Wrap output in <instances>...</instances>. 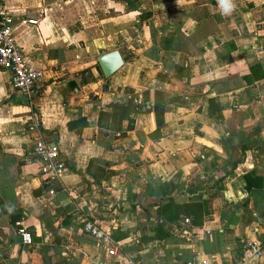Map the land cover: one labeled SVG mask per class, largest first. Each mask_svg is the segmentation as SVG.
Listing matches in <instances>:
<instances>
[{
  "label": "crops",
  "instance_id": "1",
  "mask_svg": "<svg viewBox=\"0 0 264 264\" xmlns=\"http://www.w3.org/2000/svg\"><path fill=\"white\" fill-rule=\"evenodd\" d=\"M2 2L44 79L26 101L0 71V264H233L255 241L247 264H264V0ZM116 105L131 109L119 132ZM32 122L60 147L54 183Z\"/></svg>",
  "mask_w": 264,
  "mask_h": 264
},
{
  "label": "built area",
  "instance_id": "2",
  "mask_svg": "<svg viewBox=\"0 0 264 264\" xmlns=\"http://www.w3.org/2000/svg\"><path fill=\"white\" fill-rule=\"evenodd\" d=\"M13 28L14 18L8 14L0 0V71L9 74L13 89L20 94L21 98L30 101L36 95L37 86L44 79V72L26 67L23 52L13 37ZM38 126L37 123L32 122L28 127V132L35 135L32 142L33 162L40 166L41 183L51 184L60 180L67 169L60 157L58 144L45 139ZM53 195L52 192L51 196ZM80 220L82 231L99 245L107 247L112 243L111 232L103 230L86 218L81 217ZM19 237L22 244L32 245V237L27 228L19 229ZM262 251L258 242H251L244 248L240 259L233 264H247L250 260L258 257ZM109 254L114 256L115 252L112 250L109 251Z\"/></svg>",
  "mask_w": 264,
  "mask_h": 264
},
{
  "label": "water",
  "instance_id": "3",
  "mask_svg": "<svg viewBox=\"0 0 264 264\" xmlns=\"http://www.w3.org/2000/svg\"><path fill=\"white\" fill-rule=\"evenodd\" d=\"M97 64L102 77L108 80L123 68L124 60L120 52L113 51L99 56ZM82 81V77L77 78L78 83Z\"/></svg>",
  "mask_w": 264,
  "mask_h": 264
},
{
  "label": "trees",
  "instance_id": "4",
  "mask_svg": "<svg viewBox=\"0 0 264 264\" xmlns=\"http://www.w3.org/2000/svg\"><path fill=\"white\" fill-rule=\"evenodd\" d=\"M113 113L109 115L111 118V125L108 128H111L115 132H119L122 127V123L129 118L131 109L125 105H116L112 107ZM105 117V115H103ZM160 117H162V112L157 109L156 111V120L157 124L160 125ZM69 129L73 130V124L69 125Z\"/></svg>",
  "mask_w": 264,
  "mask_h": 264
}]
</instances>
